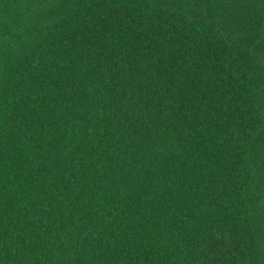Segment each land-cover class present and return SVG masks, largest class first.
Instances as JSON below:
<instances>
[{"label":"trees","instance_id":"16d2710c","mask_svg":"<svg viewBox=\"0 0 264 264\" xmlns=\"http://www.w3.org/2000/svg\"><path fill=\"white\" fill-rule=\"evenodd\" d=\"M0 264H264V0H0Z\"/></svg>","mask_w":264,"mask_h":264}]
</instances>
